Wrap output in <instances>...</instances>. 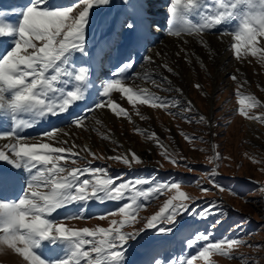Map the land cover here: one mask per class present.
Here are the masks:
<instances>
[{
    "label": "snow or ice",
    "instance_id": "6c2138e0",
    "mask_svg": "<svg viewBox=\"0 0 264 264\" xmlns=\"http://www.w3.org/2000/svg\"><path fill=\"white\" fill-rule=\"evenodd\" d=\"M111 5L112 0H74L67 6L54 5L51 0H23L11 9H0V46L6 45L0 52V141H4L0 144V162L8 166L0 168V255L16 257L17 264H128L130 250L149 230L154 236L168 237L175 234L178 218L185 214L202 220L223 214L217 200L207 201L200 208L175 178L160 182L154 177L124 180L111 176L108 167L93 166L92 160L114 161L129 169L144 163L131 149L120 152L121 145L110 134L99 132L103 121L98 113L107 110L115 118L134 124L131 113L120 103L126 99L141 120L150 117L137 105L160 109L174 119L192 123L186 114L194 111V105L182 102L184 90L170 78L180 75L179 61L191 64L195 58L201 70H206L204 61L189 46L194 42L212 58L215 53L205 36L215 31L221 38L230 36L226 51L233 59L243 62L251 56L264 67V39H258L264 38V0H167L166 27L152 18L157 14L152 0H119L116 15L91 51L92 12ZM162 30L177 42L176 60L147 49L149 54L141 57V71L137 72L132 53H138L142 46L146 49L148 38ZM77 54L87 61L77 63ZM94 64L109 66L104 79H93ZM228 79L235 85L238 107L234 114L264 123V114H251L253 109H264V101L246 92L249 81L241 80L239 68ZM142 84L177 95L162 97ZM194 86L202 91L200 84ZM90 96L95 97L92 103L76 112L75 108ZM57 117H64L68 130L54 127L36 136L25 134L40 122ZM196 122L213 127L203 115H197ZM72 129L97 132L102 140L115 145L112 151L116 154L98 155L88 144H78ZM134 132L152 141L171 165L194 171L181 165L186 158L165 146L155 132L138 127ZM180 135L190 145L206 143L183 130ZM210 147L207 162L214 167L205 175L211 188L199 181L196 186L205 195L213 189L230 191L216 182L218 162L224 157L217 145ZM246 156L252 163H264ZM260 190L264 192V188ZM166 193L170 195L158 211L147 218L138 216L152 199ZM92 202H114L118 207L89 216L87 207ZM73 205L78 206L74 211ZM63 209H69L67 215H54ZM117 216L120 218L108 219ZM89 219L107 220L108 226H69L71 221ZM220 223L217 219L212 228ZM182 244L189 250L187 256L174 257L153 248L148 264H195L198 260L207 262L210 255L252 264L251 258L233 254L234 249L247 246L239 237L214 240L210 230L197 229L188 233ZM42 250L51 255L45 256Z\"/></svg>",
    "mask_w": 264,
    "mask_h": 264
},
{
    "label": "rangeland",
    "instance_id": "374dc122",
    "mask_svg": "<svg viewBox=\"0 0 264 264\" xmlns=\"http://www.w3.org/2000/svg\"><path fill=\"white\" fill-rule=\"evenodd\" d=\"M12 2L14 5L9 4L10 8L20 4L18 0H13ZM152 2L154 5L153 11L157 13L155 20L160 21L166 27L165 5L167 0H152ZM51 3L57 6H67L74 3V0H51ZM118 7L119 0H112L110 8L93 10L92 23L89 28V49L91 51L95 50L93 47L94 43L107 30L108 23L116 15ZM152 18L154 19V16ZM174 39L168 37L162 30L149 37L147 49H154L161 54H167L170 60L175 61L174 53L177 48L176 44L173 43ZM205 39L215 53L212 58H209L207 51L194 42L189 46V49L194 51L204 61L206 70H201L199 64L195 62V58H193L191 64H186L181 60L177 65L180 75L178 77H170L174 85L186 88L184 91L185 95L188 96L189 101L194 105V111L186 114L192 120V123L174 119L160 109L137 105L145 116L150 117V119L141 120L139 116L132 112V106L127 103L126 99L120 103L121 106L131 113L134 124L123 118H115L107 110H102L98 113L99 118L103 121V127H99V132L101 134H110L112 139L121 145L120 152H123L124 147H127L136 152L144 163L140 165L134 164L129 169L114 161L92 160V163H98L96 165L92 164L93 166L108 167L111 176L121 177L124 180H134L137 177H154L157 182H160L175 178L181 181V190L195 198L200 208H203L207 201L217 200L221 205L220 211L223 213L219 217L209 215L207 219L203 220L194 219L185 214L178 218L179 224L175 234L168 237L154 236L149 230L139 240V243L135 245V248L130 250L128 264H148L149 253L153 248H159L174 257L187 256L189 250L183 246L182 241L188 233L197 229L200 232L210 230L214 240L222 239L225 236L242 238L247 246L234 249L233 254L251 258L252 264H264V192L260 190L264 188V163H252L246 156L248 154L259 161H264V123L248 121L234 114L238 107L234 95L235 85L233 81L228 79V76L234 74L236 69L239 68L241 80L247 76L246 79L249 81L245 85L246 92L254 94L258 99L264 101V92L261 91L264 88V67H261L256 62V59L251 56L243 59V62L233 59L231 52L226 51L231 40L230 36L221 38L213 31L206 35ZM215 43L220 45L221 51L216 50ZM4 47L6 45L0 46V52L3 51ZM218 52H221V54L219 55ZM132 55L134 56L135 53H132ZM142 56L136 58L138 62L136 65L137 72L141 71L140 65L143 61L140 58ZM222 57H225V59L222 60ZM87 59L79 54L76 55L77 63L86 62ZM157 59L159 60V58ZM108 71V65L100 66L93 77L94 79L96 77L104 79V74L108 73ZM137 83L142 82L137 81ZM196 84L201 85L202 91L194 86ZM142 86L148 87L156 95L162 97L177 95L174 91L171 93L161 91L153 88L150 84H142ZM114 95L118 96L119 94ZM90 97L92 98V96ZM181 100L182 102L188 101L185 97H182ZM251 114H264V109H253ZM197 115L205 116L211 121L213 127L209 129L197 123ZM249 123H254V126H249ZM134 127L155 132L165 146H170L180 156L186 158L180 161L181 165H187L193 168L194 171H188L187 167L184 166L175 167L165 161L159 155V150L153 142L135 133ZM62 129L68 130L65 126ZM181 130L189 135L202 137L206 143L188 144L180 135ZM71 131L73 139L78 144L84 145L88 143L93 152L98 155L116 154L112 151L115 145L107 140H102L101 135H98L97 132H82L80 129H72ZM3 142L0 141V144ZM212 144L218 146L217 151L224 157L218 162V171L215 176L216 182L230 191L213 189L212 192L205 195L199 191L196 181H199L204 187L211 188L205 173H209L214 167V165L207 162V156L212 154L210 147ZM161 164H163V167L160 166ZM232 192L237 195H232ZM169 195L166 193L159 198L152 199L146 208L139 211L138 216L147 218L154 214ZM117 207V203L114 202L103 204L92 202L88 205L86 214L93 216L98 213L110 212ZM77 208L78 206L73 205L71 210L74 211ZM68 212L69 209H65L55 215L64 216ZM113 218L119 219L120 217H109L108 219ZM217 219H220L221 223L212 228ZM96 225L107 227L108 222L107 220L89 219L87 221L75 220L69 224V226L76 228H92ZM136 227H142V225L137 224ZM126 230L131 231L132 229ZM182 248L183 252H181ZM42 251L45 256L51 255L47 250ZM192 252L195 253V249ZM213 261L215 264H240L239 260H229L215 255H210L207 262L198 260L195 264H212ZM0 264H17V260L12 255H0Z\"/></svg>",
    "mask_w": 264,
    "mask_h": 264
},
{
    "label": "bare ground",
    "instance_id": "6f19581e",
    "mask_svg": "<svg viewBox=\"0 0 264 264\" xmlns=\"http://www.w3.org/2000/svg\"><path fill=\"white\" fill-rule=\"evenodd\" d=\"M150 37H152V36H150ZM149 39V38H148ZM153 39V38H152ZM168 40H169V38H168ZM173 43H177L176 42V40L174 39V41H173ZM216 44V43H215ZM147 45H146V49H144L143 48V46H142V50H140L138 53H135L136 54V58L139 56V55H145V54H147L148 52H147ZM152 50V53H155L156 51L154 50V49H151ZM216 50L217 51H221L222 49H221V47H220V45H218V44H216ZM217 53V52H216ZM134 54V53H133ZM149 54V53H148ZM218 54L220 55L221 54V52H218ZM115 55V54H114ZM141 59V58H140ZM225 59V57H222V60H224ZM86 60V59H85ZM220 62V61H219ZM138 63V62H137ZM100 67V64H94L93 65V67H92V71H93V75L95 74V72H96V70L98 69ZM93 79H94V77H93ZM89 92H94V90L93 89H89ZM186 96V95H185ZM250 125L249 126H252L254 123H249ZM254 126V125H253ZM253 128V127H252ZM86 144H88V143H86ZM89 145V144H88ZM127 149H129V148H127V147H124V151L125 150H127Z\"/></svg>",
    "mask_w": 264,
    "mask_h": 264
},
{
    "label": "flooded vegetation",
    "instance_id": "af4514ba",
    "mask_svg": "<svg viewBox=\"0 0 264 264\" xmlns=\"http://www.w3.org/2000/svg\"><path fill=\"white\" fill-rule=\"evenodd\" d=\"M258 39H260V38H258ZM245 78H247V76H246ZM182 89H183L184 91L186 90V88H182ZM183 97H185V99L189 101L188 96H187V95L185 96V92H184V96H183Z\"/></svg>",
    "mask_w": 264,
    "mask_h": 264
}]
</instances>
